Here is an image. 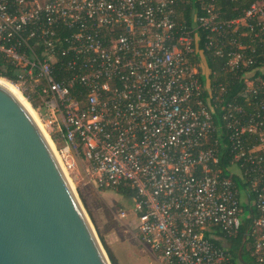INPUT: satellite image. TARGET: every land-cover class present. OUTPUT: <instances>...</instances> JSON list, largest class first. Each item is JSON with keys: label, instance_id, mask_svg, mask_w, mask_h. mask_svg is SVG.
<instances>
[{"label": "built area", "instance_id": "1", "mask_svg": "<svg viewBox=\"0 0 264 264\" xmlns=\"http://www.w3.org/2000/svg\"><path fill=\"white\" fill-rule=\"evenodd\" d=\"M178 1L0 0V68L13 75L0 80L54 130L68 178L80 167L95 191L134 192L138 241L163 264H234L211 240L237 237L247 221L264 264V100L257 114L228 107L215 124L197 66L200 32L215 55L227 48L231 70L254 66L253 45L233 35L264 39V0L227 21L206 5L190 24ZM255 72L243 75L249 102L264 95Z\"/></svg>", "mask_w": 264, "mask_h": 264}, {"label": "water", "instance_id": "2", "mask_svg": "<svg viewBox=\"0 0 264 264\" xmlns=\"http://www.w3.org/2000/svg\"><path fill=\"white\" fill-rule=\"evenodd\" d=\"M0 264H111L47 135L1 82Z\"/></svg>", "mask_w": 264, "mask_h": 264}, {"label": "trees", "instance_id": "3", "mask_svg": "<svg viewBox=\"0 0 264 264\" xmlns=\"http://www.w3.org/2000/svg\"><path fill=\"white\" fill-rule=\"evenodd\" d=\"M258 0H179L177 5V12L182 13L181 20H186L188 24L191 22L192 13L198 11L200 15L205 14L203 9L206 5H212L219 13V20L227 21L238 19L245 14V11ZM207 34L200 32L199 49L203 52V59L206 65V69L209 72L208 80L211 81L213 89V95L211 97V104L214 106V122L217 125L223 124V116L227 112L228 107H241L247 113L257 114V110L260 109L264 95L258 96L257 99L249 102L243 93L246 90V84L244 82L243 75L246 72L256 70L254 77L262 76L264 74L260 69L264 68V44L259 42V39L254 38L253 33L249 37H242L241 32L236 33L234 38L238 42L242 41L245 45H253L254 52L247 50L248 56H252L254 59V66L250 68H238L231 70L228 66L229 57L227 54V48L224 50L222 56L215 55L211 48H208L209 40L206 38ZM253 39V41H252ZM0 68V76L5 78H13L10 69ZM202 80H205V76H201ZM223 89V90H221ZM208 92L204 93L203 99L205 102L209 99ZM224 107L225 109H223ZM256 116V115H255ZM250 141V145L258 144V138L256 136H244ZM229 158L224 160L223 164H227ZM118 194L125 197H132L134 192L121 188ZM250 226L249 221L245 222L241 228L240 234L235 238L224 237V235L216 231V238L211 241L218 247L224 248L233 257L234 264H240L238 260V254L242 249V258L247 264H259L255 257L252 255V245L245 234ZM107 255L111 264H118L111 250L105 245Z\"/></svg>", "mask_w": 264, "mask_h": 264}, {"label": "rangeland", "instance_id": "4", "mask_svg": "<svg viewBox=\"0 0 264 264\" xmlns=\"http://www.w3.org/2000/svg\"><path fill=\"white\" fill-rule=\"evenodd\" d=\"M259 42H264V39L259 40ZM197 66L204 70L207 76L209 75L203 61L199 62ZM262 70L264 72V69ZM253 74L251 73V76ZM249 78L248 81H250ZM256 81L260 85H262V82L264 83L261 77L257 78ZM249 83H251L250 86L254 85L252 80ZM209 86L211 87V81H209ZM209 102H211V99H209ZM44 117L45 119L48 118L45 115ZM41 123L43 124V121ZM44 125L43 129L51 142L49 134L55 137V132L54 130L50 132V129ZM54 137L52 136V138ZM56 145H59L58 141ZM72 174L69 178L71 185L105 252L106 245L113 253L118 264H163L160 259L152 256L138 241L135 218L130 213L133 205L132 200L120 194L100 192L89 188L80 167L74 175ZM122 211L129 213V216L119 220L118 215Z\"/></svg>", "mask_w": 264, "mask_h": 264}, {"label": "bare ground", "instance_id": "5", "mask_svg": "<svg viewBox=\"0 0 264 264\" xmlns=\"http://www.w3.org/2000/svg\"><path fill=\"white\" fill-rule=\"evenodd\" d=\"M0 82L1 83H3V84H5L7 87H9L11 90H13L19 97H20V99L25 103V105L28 107V109L31 111V113L33 114V116H34V118L35 119H37V117H36V115L33 113V111L31 110V108H30V105H29V103L21 96V94L18 92V90L14 87V86H12V85H10L9 83H7L6 81H4V80H0ZM37 121H38V119H37ZM39 123V122H38ZM39 125H40V123H39ZM40 127L42 128V126L40 125ZM43 130V129H42ZM51 144H52V142H51ZM52 147H53V145H52ZM54 148V147H53Z\"/></svg>", "mask_w": 264, "mask_h": 264}]
</instances>
